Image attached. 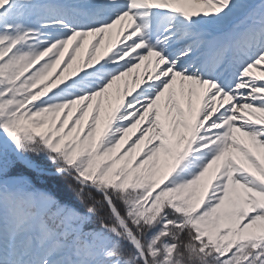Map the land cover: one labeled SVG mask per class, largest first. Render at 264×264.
<instances>
[{"label": "snow or ice", "instance_id": "obj_1", "mask_svg": "<svg viewBox=\"0 0 264 264\" xmlns=\"http://www.w3.org/2000/svg\"><path fill=\"white\" fill-rule=\"evenodd\" d=\"M0 264H264V0H0Z\"/></svg>", "mask_w": 264, "mask_h": 264}, {"label": "bare ground", "instance_id": "obj_2", "mask_svg": "<svg viewBox=\"0 0 264 264\" xmlns=\"http://www.w3.org/2000/svg\"><path fill=\"white\" fill-rule=\"evenodd\" d=\"M71 71H72V69L70 68V69H69V73H70ZM141 71H142V69H141Z\"/></svg>", "mask_w": 264, "mask_h": 264}]
</instances>
